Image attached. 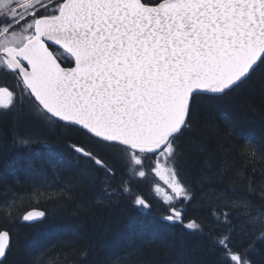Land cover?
I'll return each instance as SVG.
<instances>
[{
    "label": "snow or ice",
    "instance_id": "snow-or-ice-1",
    "mask_svg": "<svg viewBox=\"0 0 264 264\" xmlns=\"http://www.w3.org/2000/svg\"><path fill=\"white\" fill-rule=\"evenodd\" d=\"M258 73L264 0H0V127L9 125L0 143L43 145L68 200L99 182L97 205L151 211L140 184L158 178L160 219L207 241L216 264H264V172L238 169L225 151L239 135L240 159H264V142L243 136L224 110ZM73 128L84 139L65 147L84 170L65 176L44 133ZM21 183L3 186L0 216L32 226L45 211L21 214L17 201L45 185L19 194ZM53 247L34 248L26 264H45ZM13 249L0 231V264Z\"/></svg>",
    "mask_w": 264,
    "mask_h": 264
},
{
    "label": "trees",
    "instance_id": "trees-1",
    "mask_svg": "<svg viewBox=\"0 0 264 264\" xmlns=\"http://www.w3.org/2000/svg\"><path fill=\"white\" fill-rule=\"evenodd\" d=\"M0 82L5 78L0 77ZM7 83H13L11 77ZM228 117L236 122L243 136L254 137L264 142V75L253 78L249 90L234 95L224 106ZM2 111V110H0ZM223 134L224 124L217 121ZM9 125L5 122L0 132L6 133ZM49 142L62 153L60 169L65 176L78 175L84 170V162L65 146L84 139L73 129H57L44 133ZM245 141L242 136H230L225 151L235 160L238 169L247 173L256 169V176L264 172V159L249 163L237 154ZM10 140L0 143V199L3 186L14 185L18 177L23 183L15 185L19 194H31L33 184H44V195L30 196L17 201V210L22 214L36 209L45 211L42 221L29 226L26 222L9 223L0 216V231L9 230L13 237L14 249L6 264H26L34 248L51 243L52 250L44 257L45 264H124L129 259H142L143 264H216V255L208 245L197 237L187 234L179 224H170L160 219V209L152 193L155 177L140 184V189L153 202L151 211L132 206L126 201L106 205L95 203L100 189L87 186L83 194L68 200L59 195L60 177L54 165L44 163L48 159L43 145L28 148H6ZM6 161V162H5ZM81 202H92L81 206ZM200 215L198 209L190 211V218ZM90 249L85 256L83 252Z\"/></svg>",
    "mask_w": 264,
    "mask_h": 264
},
{
    "label": "rangeland",
    "instance_id": "rangeland-1",
    "mask_svg": "<svg viewBox=\"0 0 264 264\" xmlns=\"http://www.w3.org/2000/svg\"><path fill=\"white\" fill-rule=\"evenodd\" d=\"M156 180H157V183H160L162 187L164 186L162 181H159L158 178H156Z\"/></svg>",
    "mask_w": 264,
    "mask_h": 264
}]
</instances>
